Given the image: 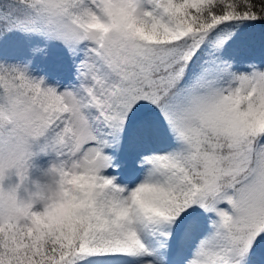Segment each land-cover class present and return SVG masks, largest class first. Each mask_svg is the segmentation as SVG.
<instances>
[{"label":"snow or ice","instance_id":"6c2138e0","mask_svg":"<svg viewBox=\"0 0 264 264\" xmlns=\"http://www.w3.org/2000/svg\"><path fill=\"white\" fill-rule=\"evenodd\" d=\"M13 32L72 72L0 61V264H264V0H0Z\"/></svg>","mask_w":264,"mask_h":264},{"label":"rangeland","instance_id":"374dc122","mask_svg":"<svg viewBox=\"0 0 264 264\" xmlns=\"http://www.w3.org/2000/svg\"><path fill=\"white\" fill-rule=\"evenodd\" d=\"M43 43L39 44L43 46ZM32 47V46H31ZM19 48L11 43L9 36L0 39V61L5 64L25 63L31 60L29 75L35 78L44 77L46 83L52 85L57 79L67 82L71 78L72 69L68 57L63 48L55 43H49L43 52L33 56L29 49ZM29 172L30 180L42 183L48 179L46 175L50 165V158L38 156L31 162Z\"/></svg>","mask_w":264,"mask_h":264},{"label":"trees","instance_id":"16d2710c","mask_svg":"<svg viewBox=\"0 0 264 264\" xmlns=\"http://www.w3.org/2000/svg\"><path fill=\"white\" fill-rule=\"evenodd\" d=\"M5 36H9L10 41L12 44L17 45L19 48H29L33 45H39L43 43L42 40L36 38V37H29L25 35H21L19 33H9ZM3 36V37H5ZM1 39V38H0Z\"/></svg>","mask_w":264,"mask_h":264},{"label":"clouds","instance_id":"9594fccd","mask_svg":"<svg viewBox=\"0 0 264 264\" xmlns=\"http://www.w3.org/2000/svg\"><path fill=\"white\" fill-rule=\"evenodd\" d=\"M12 162L10 159H8L7 157H5L3 160H0V167L3 168V170L6 172L7 170H9L12 167ZM81 184L83 183V180L79 181ZM14 191V189H13Z\"/></svg>","mask_w":264,"mask_h":264}]
</instances>
